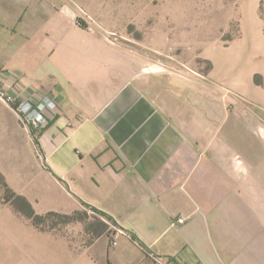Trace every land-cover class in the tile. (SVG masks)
I'll return each instance as SVG.
<instances>
[{"label":"crops","instance_id":"1","mask_svg":"<svg viewBox=\"0 0 264 264\" xmlns=\"http://www.w3.org/2000/svg\"><path fill=\"white\" fill-rule=\"evenodd\" d=\"M46 7L0 0V75L15 93L58 103L32 161L16 167L18 184L2 171L11 186L37 214L83 207L104 220L82 264H153L151 253L176 264H264L258 85L244 103L222 96L232 85L122 65L104 39H75L73 20ZM102 213L125 232L116 245Z\"/></svg>","mask_w":264,"mask_h":264},{"label":"rangeland","instance_id":"2","mask_svg":"<svg viewBox=\"0 0 264 264\" xmlns=\"http://www.w3.org/2000/svg\"><path fill=\"white\" fill-rule=\"evenodd\" d=\"M40 1L43 14L47 4L63 9L74 22L75 39L81 35L104 39L105 50H115L122 65L137 63L139 70L162 68L232 85L236 90L222 89L229 100L251 99L250 82L258 85V96H264V0ZM237 79L245 86L235 83ZM216 97L221 99L218 91ZM232 114L245 116L241 111ZM0 115L7 119L0 122V264H82L83 250L96 239L92 231L100 229L104 220L81 207L68 216L42 213L46 217L37 226L19 211L25 208L21 194L2 171L12 174L17 185L16 167L32 161L38 146L5 103ZM105 223L112 244L115 225L107 218ZM89 257L86 253V260Z\"/></svg>","mask_w":264,"mask_h":264},{"label":"built area","instance_id":"3","mask_svg":"<svg viewBox=\"0 0 264 264\" xmlns=\"http://www.w3.org/2000/svg\"><path fill=\"white\" fill-rule=\"evenodd\" d=\"M15 83L4 79L0 75V100L8 107L16 112L21 122L38 137L40 132L49 124L50 120L58 111V103L50 94L42 97L36 96L34 93L25 95L24 92L15 93L12 89ZM182 221V219H179ZM115 234L113 235L112 244L116 245L120 235L125 232L115 226ZM153 264H176L169 257H162L158 254L151 253Z\"/></svg>","mask_w":264,"mask_h":264},{"label":"trees","instance_id":"4","mask_svg":"<svg viewBox=\"0 0 264 264\" xmlns=\"http://www.w3.org/2000/svg\"><path fill=\"white\" fill-rule=\"evenodd\" d=\"M35 138H36L35 139V142L37 144H39V140H38L39 138L38 137H35ZM19 200H21L23 202L24 207H25V208H21L20 211L23 214H25L26 216H28L29 218H31L33 220L34 224L37 225V226H41V224L43 223V220H44V218L46 216H49V215H52V214H57L55 212H48V215H46V216H43L41 214H37L36 211L34 210V208L32 207L31 203L25 197L20 196L19 197ZM102 214L105 215V216H107V218L109 220H113L112 217H110L106 213H102ZM65 216H68V215H65Z\"/></svg>","mask_w":264,"mask_h":264}]
</instances>
